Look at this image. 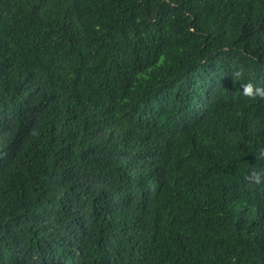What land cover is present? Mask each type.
I'll use <instances>...</instances> for the list:
<instances>
[{"label": "trees", "instance_id": "16d2710c", "mask_svg": "<svg viewBox=\"0 0 264 264\" xmlns=\"http://www.w3.org/2000/svg\"><path fill=\"white\" fill-rule=\"evenodd\" d=\"M249 82L264 0H0V264H264Z\"/></svg>", "mask_w": 264, "mask_h": 264}, {"label": "clouds", "instance_id": "9594fccd", "mask_svg": "<svg viewBox=\"0 0 264 264\" xmlns=\"http://www.w3.org/2000/svg\"><path fill=\"white\" fill-rule=\"evenodd\" d=\"M236 77H241L243 75L242 71H236L234 73ZM243 95L250 99H259L264 101V87H258L253 85L251 82L243 84ZM258 157L264 160V148L259 149ZM245 179L253 185H259L264 183V170H252Z\"/></svg>", "mask_w": 264, "mask_h": 264}]
</instances>
